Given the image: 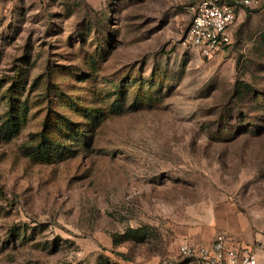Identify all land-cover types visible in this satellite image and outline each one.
I'll list each match as a JSON object with an SVG mask.
<instances>
[{
  "label": "rangeland",
  "instance_id": "rangeland-1",
  "mask_svg": "<svg viewBox=\"0 0 264 264\" xmlns=\"http://www.w3.org/2000/svg\"><path fill=\"white\" fill-rule=\"evenodd\" d=\"M192 5L0 0V264H187L194 228L264 231V15L206 56ZM221 232L258 244L200 242Z\"/></svg>",
  "mask_w": 264,
  "mask_h": 264
},
{
  "label": "built area",
  "instance_id": "built-area-1",
  "mask_svg": "<svg viewBox=\"0 0 264 264\" xmlns=\"http://www.w3.org/2000/svg\"><path fill=\"white\" fill-rule=\"evenodd\" d=\"M261 0H193L192 22L187 31V41L206 56L224 51L233 40L232 27L240 9H255ZM264 235V231L262 232ZM235 243L225 232L209 242H196L184 238L180 254L194 264H263L257 249Z\"/></svg>",
  "mask_w": 264,
  "mask_h": 264
},
{
  "label": "crops",
  "instance_id": "crops-1",
  "mask_svg": "<svg viewBox=\"0 0 264 264\" xmlns=\"http://www.w3.org/2000/svg\"><path fill=\"white\" fill-rule=\"evenodd\" d=\"M261 2L262 3L260 5V8L257 9L256 13L258 12L264 15V0H261ZM246 12H247V9H240L238 11V16L240 15L245 16ZM221 228L229 230L239 237L246 238L247 240L251 241L250 243L252 244L255 242L262 243L263 244L262 248L257 249V251H258L260 262L264 264V235L262 233H259L258 231H256V233L251 232L250 225L248 222L243 221L242 223H233L232 225V224L220 222L217 220L216 225L212 226V230L208 229L207 231L205 229L194 228L191 231V234H194V235H192L191 237L196 242H200L202 240L209 239V238L211 240L214 237L215 231ZM187 264H194V263L188 262Z\"/></svg>",
  "mask_w": 264,
  "mask_h": 264
},
{
  "label": "trees",
  "instance_id": "trees-1",
  "mask_svg": "<svg viewBox=\"0 0 264 264\" xmlns=\"http://www.w3.org/2000/svg\"><path fill=\"white\" fill-rule=\"evenodd\" d=\"M259 7L255 8V9H247V10H254L256 11L257 9H259ZM230 44L226 45L225 49L229 46ZM107 116L106 112L105 111H100L99 109H88L86 110V113H85V117L88 118V122L86 123V125L89 124V122H97V124H101V122L103 121V119ZM80 126L82 128H85V123H79ZM91 129H84V132H88L90 131ZM53 135V134H52ZM52 135H50L48 133V130L47 128L44 130V132L42 133V139H41V142L39 144V149L40 151H37L38 152H47L48 150H50L51 148H54L58 151H60L58 149V146H60L59 144V141L57 138L53 137ZM57 147V148H56ZM132 232L133 233H138L140 232V229L139 230H135V229H132ZM140 234V233H139ZM124 237L121 236V238ZM122 241V239H114V243L115 244H118Z\"/></svg>",
  "mask_w": 264,
  "mask_h": 264
}]
</instances>
